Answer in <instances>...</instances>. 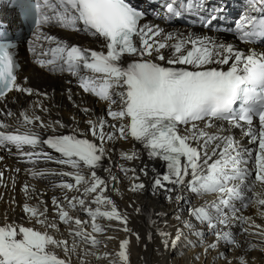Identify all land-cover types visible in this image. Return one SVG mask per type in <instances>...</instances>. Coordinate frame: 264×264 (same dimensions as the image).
Segmentation results:
<instances>
[{
    "label": "snow or ice",
    "instance_id": "obj_1",
    "mask_svg": "<svg viewBox=\"0 0 264 264\" xmlns=\"http://www.w3.org/2000/svg\"><path fill=\"white\" fill-rule=\"evenodd\" d=\"M10 3L19 8L18 16L22 14L26 21H31L37 33L50 25L82 32L101 43L100 50H95L70 45L57 36L39 34L32 44L43 40L48 47L41 43L39 50L34 46L30 51L40 67L77 77L83 92L106 103V116L115 123L110 124L103 116L86 121L89 133L100 142L97 143L75 131L55 134L57 126H66L59 121L46 125L40 116H29L27 112L20 114L16 125L0 122V148L10 151L9 146H14L33 163L43 159L73 170H39L33 172L34 176L73 177L74 183L62 182L57 186L74 192L82 187L80 196L65 194L63 200L53 197L55 217L49 219L45 202L36 205L27 202L32 199V190L25 184L26 202L22 211L29 221L44 230L15 222L0 224V264H72L71 254L77 252L81 243L94 248L102 243L96 234L113 227L110 223H98L100 219L118 221L123 226L121 230L130 233L127 215L107 195L108 182L96 171L106 155L105 142L128 139L140 143L149 160H159L165 169L161 173L152 168L154 192L163 190L169 201L183 199L181 195L175 198L171 195L177 188L187 189L200 198L213 197L199 206L189 202L191 219L184 221V227L190 231L194 229L192 220L206 225L215 237L207 249H218L223 242L234 252L231 260L219 254L225 264H257L249 251L259 248L260 264H264V226L241 214V209L253 204L264 209V52L254 48L245 52L209 35L166 31L160 24L150 22L148 10L135 6L131 0H42V4L34 0H10ZM163 7L166 12L157 16L172 21L186 13L207 11L208 3L165 0ZM225 12V4L211 7L207 18L201 17L202 26L210 28ZM233 31L245 44L264 42V0H244V10ZM16 47L6 26L0 24V100H5L12 91L36 94L18 81ZM83 111L88 114L91 110ZM37 122L53 134L43 138L35 131ZM233 129H239L250 146L237 139ZM25 146L32 149L39 146L41 151L24 152ZM44 146L50 151H44ZM121 155L124 160L139 159L135 151ZM84 167L90 170V178L83 174ZM105 170L112 181L118 180L111 175V168ZM120 170L125 176L132 172L130 179L139 180L135 168L121 165ZM140 172L147 176L148 166ZM145 188L144 183H133L131 191ZM78 207L87 214L88 221L71 215L70 210ZM259 215L264 217V210ZM61 223L68 226L73 237L71 246L67 239L53 234L60 232ZM89 226L91 232L87 230ZM236 226L241 234L258 237L259 243L248 242L249 248L236 254L243 248L231 230ZM177 233L173 244L183 235L180 229ZM158 234L168 247L171 234L164 230H158ZM195 234L203 237L205 232ZM135 235L139 240V235ZM130 243L128 238L121 240L115 254L105 253L102 258L111 257L108 264H130ZM88 255L96 253L85 247L84 256Z\"/></svg>",
    "mask_w": 264,
    "mask_h": 264
},
{
    "label": "bare ground",
    "instance_id": "obj_2",
    "mask_svg": "<svg viewBox=\"0 0 264 264\" xmlns=\"http://www.w3.org/2000/svg\"><path fill=\"white\" fill-rule=\"evenodd\" d=\"M208 10L213 6H219L220 4L226 5V12L224 17L230 22L228 25H235V17L241 15L244 10V0H207ZM237 9V10H235ZM243 9V10H239ZM166 12L163 10L162 13ZM239 13V15H238ZM238 15V16H237ZM188 17V13L184 15ZM152 23L160 24L166 31H179L185 34L195 33L197 35H209L222 42L232 43L239 50L247 52V46L239 44L237 41L228 37H220L215 34L210 28H192L186 21L182 22L180 18L167 21L163 19H151ZM227 23V22H226ZM212 28V27H211ZM68 38L77 40L75 35H67ZM78 41V40H77ZM27 60L28 57H27ZM226 67V66H225ZM25 78L26 82H25ZM21 83L26 87H30L34 90V95H27L21 93L17 96L7 98V101L3 100L0 104V122L16 121L20 117L22 112H27L29 116H40L41 120L46 125H52L56 121L66 127H56L55 134H68L73 131L77 132L82 138H88L100 143L98 139L92 137L88 131V125L86 121L96 119L98 117H104L109 123H115L110 117L106 116L107 105L105 102L100 101L98 98L91 94H80L77 89V93L74 92L73 87L70 89L71 93H67L68 86L64 84L61 78H56L43 73L42 70L36 68L32 64L28 63L23 68V73L20 76ZM46 94V95H44ZM84 108H88L91 111L85 114ZM115 109V106H113ZM14 113L12 116H8L7 113ZM257 124V123H254ZM35 131L39 132L43 138L52 135L51 129H44L39 127V122ZM107 131V128H106ZM232 134L245 146H250L248 140L242 136L239 129H233ZM106 155L102 161V166L97 169V175L107 180L109 195L117 204L118 209L127 215L128 224L127 227L131 229L130 233L122 231V225L118 221H107L105 219L98 220V223L113 225L112 228L107 229L103 234H96L99 240L104 241L101 243L108 246L110 249L114 248L113 254L119 250V242L125 238L130 239V264H225L224 259L219 255L223 253L228 259H232L234 252L231 246L221 242L218 249H207V245L215 241V237L208 231L206 225L201 224L195 220H192L194 225L193 230H189L184 227V221L191 219L189 216V202L194 206H199L205 199L211 200L212 196H205L203 198L191 193L187 189L177 188L176 192L171 195L175 198L177 195H181L183 199H173L169 201L166 199L168 195L163 190H156L155 192L151 188L152 177L154 173L152 168L154 167L158 172L163 173L164 167L159 160L151 161L146 155L145 150L141 144L132 140H117L112 142H105ZM8 148H0V172H3V178L0 179V224L5 222H15L17 224H23L24 226H34L40 230V225L35 224L27 219L26 214L22 211V206L26 202V197L23 192V186L25 184L30 186L32 190V199L27 200L29 204L36 205L41 201L45 202L48 206L49 219L55 217V209L52 205V198L57 197L63 200L65 194L69 197L80 196L82 194V187L79 192H67L56 191L55 183L51 180L52 176L40 177L34 176L33 172L39 170H52L60 171L58 168L51 166H43L36 168L33 171H24V175L29 180L22 179L20 174L15 170L14 164L10 161V155L15 149L14 146ZM138 152L139 159L137 160H124L121 153L123 152ZM125 168H135L137 171L135 175L139 176V180L130 179L133 176L132 172H129L127 176L120 170V166ZM145 165L148 166V175L144 176L140 169ZM67 169L61 167V171H73L69 166ZM111 168V175L118 177L117 181L110 179V173L105 169ZM83 174L90 178V170L86 167L83 168ZM66 182L74 183L73 177H66ZM133 183H144L146 188L143 191L133 192L131 186ZM118 189V190H115ZM259 191V189H257ZM91 199V197H89ZM237 202V207H239ZM43 207V205H41ZM137 209H140L138 212ZM260 209L256 205H250L247 208L241 209V214L245 217H252L256 224L264 226V217L259 215ZM71 215L79 217L81 220L88 221L89 217L79 207L75 210H70ZM160 213L162 215H157ZM179 217V219H178ZM155 221V223H153ZM247 227V225H243ZM180 229L183 235L178 241L175 240L177 230ZM91 232V227L87 228ZM158 230H164L171 234L168 247H165L162 243V238L158 234ZM236 235L237 239L243 245V248L237 250L243 251L249 248L248 242L259 243V238L256 236H250L247 233L241 234L240 227L236 226L231 229ZM196 231H203L205 235L199 237L195 234ZM253 231H258L253 229ZM57 238L67 239L69 246H71L73 237L70 235L67 225L60 224V232H54ZM138 234L140 239L137 240ZM149 234L151 239H148ZM112 236L115 239L108 240L106 237ZM88 247L96 255L84 256V248ZM207 249V250H206ZM58 253L63 256V252L57 250ZM108 250H97L90 245L80 244L76 253L71 254L72 264H108L109 258L104 257ZM102 257H101V256ZM100 256L98 260L96 257ZM250 257H255L257 264H260L261 253L259 248L249 251ZM235 264V262H233Z\"/></svg>",
    "mask_w": 264,
    "mask_h": 264
},
{
    "label": "rangeland",
    "instance_id": "obj_3",
    "mask_svg": "<svg viewBox=\"0 0 264 264\" xmlns=\"http://www.w3.org/2000/svg\"><path fill=\"white\" fill-rule=\"evenodd\" d=\"M93 208H95V205L93 204V205H91ZM106 231H108V230H106ZM102 241V240H101ZM102 243H104V241H102ZM102 244H99V245H97L96 247H94V248H96L97 250H101L102 251V249L103 250H108L107 252L108 253H113V251H114V248H109L108 246H106V245H104V247H102L101 246ZM91 246V245H90ZM92 247V246H91ZM101 256V255H100ZM100 256H97L96 258L98 259V260H100L101 259V257Z\"/></svg>",
    "mask_w": 264,
    "mask_h": 264
}]
</instances>
